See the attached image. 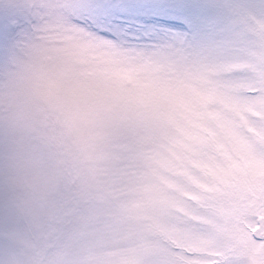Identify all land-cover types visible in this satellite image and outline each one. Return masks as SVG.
<instances>
[{
  "label": "snow or ice",
  "instance_id": "obj_1",
  "mask_svg": "<svg viewBox=\"0 0 264 264\" xmlns=\"http://www.w3.org/2000/svg\"><path fill=\"white\" fill-rule=\"evenodd\" d=\"M0 264H264V0H0Z\"/></svg>",
  "mask_w": 264,
  "mask_h": 264
}]
</instances>
